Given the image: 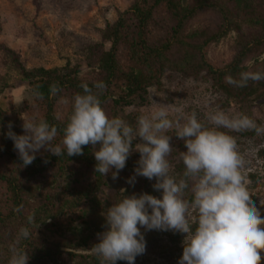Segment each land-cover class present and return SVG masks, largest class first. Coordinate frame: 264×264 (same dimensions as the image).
Instances as JSON below:
<instances>
[{
	"label": "trees",
	"instance_id": "trees-1",
	"mask_svg": "<svg viewBox=\"0 0 264 264\" xmlns=\"http://www.w3.org/2000/svg\"><path fill=\"white\" fill-rule=\"evenodd\" d=\"M163 11L174 26L167 29L166 34L164 27L160 26L164 34L157 40L152 35L153 28L157 26L155 19ZM202 13L217 15L216 30L205 27L188 30L190 22ZM232 32L237 33L236 56L222 69H214L206 51ZM102 39L104 43H110L111 48L101 49L98 53L96 51L102 46L90 49L92 53L86 62L87 67L98 70L94 72L95 77L90 73L82 77L80 66L26 70L19 59H15L31 87L34 106L43 112L38 120H45L58 130L54 145L62 139L73 97L83 93L80 87L83 83L99 95L101 106L109 117H120L130 124H135L138 116L125 109L142 106L148 90L160 86L168 70H178L186 75L207 72L226 98L242 110L264 100V79L249 80L246 87H237L225 80L226 76L239 79L241 72L264 73V0H134L131 11L121 14L115 24L107 26ZM0 53L13 54L3 44H0ZM96 82L105 84L102 92L93 87ZM53 85L58 88L56 93L52 91ZM67 95L70 108L62 121L56 115V104ZM2 105L0 187L4 189L5 197L0 196V264H8L10 247L16 243L22 227H28L31 235L17 246L27 252L28 264L45 259L60 264L61 244L87 251L100 242L97 241L98 234L107 230L103 214L122 198L119 189H126L125 195L129 196L158 194L145 177L138 176L134 184L128 183L134 175L130 164H126L115 180L111 172L106 176L96 173L92 145L83 146V155L79 156L68 157L65 152L57 157L45 151L36 156L31 165L22 167L14 143L6 134L11 124V131L23 135V121L12 109H5ZM253 134L241 133L240 136L250 138ZM3 159L11 162L13 169L9 173L2 167ZM176 169L177 174L182 173L183 164L177 165ZM105 190H113L114 197L105 198ZM51 235H58L63 243H52ZM67 255L72 261L80 258V264H99L96 256L83 257L71 252ZM89 258H93L92 262L88 261Z\"/></svg>",
	"mask_w": 264,
	"mask_h": 264
},
{
	"label": "clouds",
	"instance_id": "clouds-1",
	"mask_svg": "<svg viewBox=\"0 0 264 264\" xmlns=\"http://www.w3.org/2000/svg\"><path fill=\"white\" fill-rule=\"evenodd\" d=\"M262 79V72H241L239 79L225 77L237 87ZM80 87L83 93L73 97L59 144H53L57 128L45 120L23 119V135L11 131L9 124L6 135L13 141L22 167L31 165L41 149L57 157L65 152L71 157L83 155V146L92 145L96 173L106 176L111 172L115 180L131 152L140 154L128 183L134 184L138 176L155 179L153 188L162 198L148 193L129 196L121 189L122 198L103 214L107 230L98 234L100 242L90 250L99 264H135L136 257L146 251L142 228L186 234L177 264H261L264 217L250 200L245 160L230 132L254 131L259 136L264 134V125L223 110L208 113L204 123L195 112L184 115L173 105L141 114L130 124L109 117L99 95L87 83ZM93 87L102 92L105 84L96 82ZM52 91L56 93L58 88L53 85ZM170 110L177 114L175 118ZM172 130L186 148L179 153L183 171L176 175L168 159L174 149ZM138 138L142 142L134 144ZM260 205L264 207V199ZM30 235L28 227L20 228L8 264H28L27 252L17 245Z\"/></svg>",
	"mask_w": 264,
	"mask_h": 264
},
{
	"label": "rangeland",
	"instance_id": "rangeland-1",
	"mask_svg": "<svg viewBox=\"0 0 264 264\" xmlns=\"http://www.w3.org/2000/svg\"><path fill=\"white\" fill-rule=\"evenodd\" d=\"M133 2L134 0H0V44L13 52L10 56L0 53L2 107L12 109L15 116L22 121L29 118L38 120L42 117V110L34 106V96L29 83L15 64L16 58L26 70L35 68L49 70L65 68L68 65L70 68L80 66L82 77L89 73L95 77L94 72L98 70L86 66L87 59L92 53L90 49L102 46L96 51L98 53L101 49L106 51L111 48L110 43L103 42L102 32L107 26L115 24L121 14L131 11ZM155 20L157 26L153 28L152 35L159 40L158 38L164 34L159 29L160 26L164 27L166 34V30L174 26V22L164 11L159 13ZM217 22L216 14L202 13L190 22L188 30L200 27L216 30ZM236 41L237 33L232 32L220 43L211 45L207 49V59L214 69H222L234 59ZM165 105L181 108L184 115L195 112L198 119L204 123H207L208 113L223 110L231 116L246 115L258 125H264V100L256 101L251 107L242 110L238 104L226 98L207 72L186 75L178 70H168L162 77L161 85L148 90L146 102L142 106L129 107L125 110L127 113L139 116ZM69 108L70 97L67 95L56 104V115L60 120L66 119ZM176 115L170 110L172 118ZM174 131L169 133L173 135L170 144L174 149L168 159L172 165L171 172L176 175L177 165L182 163L179 153L186 151V148L183 141L174 136ZM253 132L230 133L235 134L238 150L245 160L244 172L248 180L247 187L251 193L250 200L264 217V207L260 205V200L264 199V134L258 136ZM241 133L253 135L245 138L240 136ZM140 142L142 141L138 138L133 143ZM45 151L41 149L37 156ZM139 159L140 154L133 150L126 164H130V167L135 170ZM2 162L4 171L9 173L13 169L11 162L8 159H3ZM85 176L87 177L86 172ZM155 182V179L148 180L150 185H154ZM104 192L105 198L115 195L113 190ZM4 193V189L0 187V196L5 197ZM155 196L162 198L161 192ZM141 232L145 236L146 251L136 257L135 264H177L183 254V241L186 234L159 230L145 231L143 228ZM50 240L52 243H63L58 235H51ZM97 241H99L98 238ZM59 248L63 253L59 260L67 261L68 264L81 262L80 258L72 261V257L67 255L69 252L83 257L95 256L90 250L78 251L62 244ZM261 257V264H264V252L261 253ZM92 259L89 258L88 261L92 262ZM37 264L55 263L45 259ZM117 264L120 262L117 261ZM121 264H127V262L122 261Z\"/></svg>",
	"mask_w": 264,
	"mask_h": 264
}]
</instances>
